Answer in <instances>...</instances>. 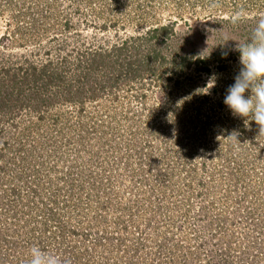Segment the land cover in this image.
<instances>
[{
  "label": "rangeland",
  "instance_id": "obj_1",
  "mask_svg": "<svg viewBox=\"0 0 264 264\" xmlns=\"http://www.w3.org/2000/svg\"><path fill=\"white\" fill-rule=\"evenodd\" d=\"M261 13L0 0V264L33 245L65 264H264V136L223 103Z\"/></svg>",
  "mask_w": 264,
  "mask_h": 264
},
{
  "label": "clouds",
  "instance_id": "obj_2",
  "mask_svg": "<svg viewBox=\"0 0 264 264\" xmlns=\"http://www.w3.org/2000/svg\"><path fill=\"white\" fill-rule=\"evenodd\" d=\"M236 42L233 50L239 53L240 68L223 103L234 115L251 116L258 127V136H264V13L257 17L250 39ZM29 256L28 264H65L60 257L36 245L30 248Z\"/></svg>",
  "mask_w": 264,
  "mask_h": 264
},
{
  "label": "trees",
  "instance_id": "obj_3",
  "mask_svg": "<svg viewBox=\"0 0 264 264\" xmlns=\"http://www.w3.org/2000/svg\"><path fill=\"white\" fill-rule=\"evenodd\" d=\"M130 50H132V58H131V60H130V63H131V65H130V67L127 69V71L128 72H133L134 74L136 73V74H138V73H142L141 71V68H143V65L145 64V63H148V59L147 60H144V58L142 57V56H139V50H138V47H131V48H129ZM121 51V49L120 50H116V54H118L117 52H120ZM117 57H120L119 55H116ZM101 57H103V56H101ZM143 58V59H142ZM144 63V64H143ZM143 64V65H142ZM135 66V68L133 69V67ZM138 69L139 70H141V71H138ZM112 78V80L114 79L113 77H111ZM110 79V78H109ZM118 81V80H117ZM109 82H111V81H109Z\"/></svg>",
  "mask_w": 264,
  "mask_h": 264
}]
</instances>
